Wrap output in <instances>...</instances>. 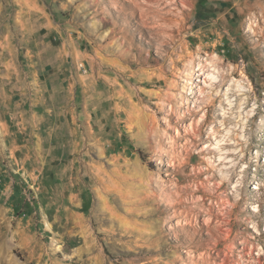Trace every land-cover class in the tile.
Instances as JSON below:
<instances>
[{"label": "rangeland", "instance_id": "obj_1", "mask_svg": "<svg viewBox=\"0 0 264 264\" xmlns=\"http://www.w3.org/2000/svg\"><path fill=\"white\" fill-rule=\"evenodd\" d=\"M77 256L264 264V0H0V264Z\"/></svg>", "mask_w": 264, "mask_h": 264}, {"label": "bare ground", "instance_id": "obj_2", "mask_svg": "<svg viewBox=\"0 0 264 264\" xmlns=\"http://www.w3.org/2000/svg\"><path fill=\"white\" fill-rule=\"evenodd\" d=\"M243 10V9H242ZM173 42V41H172ZM190 77H191V79L194 77H192V74L190 75ZM209 85V87H217V86H220L221 85V80L220 81H218V82H210V83H208ZM191 93H193L192 91H191ZM202 93V91L200 92V94ZM216 93H218V92H216ZM228 93H229V91H228V89H225V95H228ZM202 97H205L207 100V103H208V106H211V107H213L214 106V103H215V101L213 100V99H211V96L209 95V94H207L206 96H202ZM231 97H230V95L229 96H226V98H224L226 101H227V103H225V105H227V108H225L224 107V110L222 109L221 111H222V116H223V118H226V120H225V122L222 124V127H223V131H224V135H223V137L221 136V138L220 139H216L215 141V148H210V147H208L207 148V151L209 152V153H211L212 151H214V150H218V153H220V156L218 157L219 159L218 160H220V161H223V162H225V163H227L228 164V162L229 161H226L225 159H227L226 157H221L222 155L221 154H224L223 153V150H224V148H225V146H227V145H234L235 144V142H237V143H239V142H241L242 141V143L244 142L245 143V146H243V148L240 150L241 152H246V150H247V148H249V146H251L250 144V142L253 140V138L255 137V133L253 134V135H251V137H245V136H241L240 135V133H239V129H244V130H247V128H246V126H244L245 124H244V122L242 121V123L240 122V121H237V119H238V117H240L241 116V114H238V116H236V112H234V108H235V106L232 104V100L230 99ZM247 103V99H241L240 100V107L241 106H243V105H245ZM181 104H184L183 102H181ZM185 105V104H184ZM224 105V104H223ZM171 109H173V107H171ZM240 112V111H239ZM255 117V115H248L247 114V118H250L251 120L253 119ZM251 120H249V122L251 121ZM262 124V123H261ZM261 124H259V126L261 125ZM239 126V127H238ZM239 128V129H238ZM212 131H213V133L212 134H214V135H218V131H217V129H212ZM211 131V132H212ZM260 130H257L256 131V133H258ZM225 154H226V152H225ZM244 157H245V155L243 154L242 156H241V160L242 159H244ZM228 160V159H227ZM219 161V162H220ZM223 162H220L219 164H222ZM210 165L207 167L208 169H207V172H210L211 170L213 171V169H217V166H219V164H217V165H214L213 163H211V162H208ZM207 163V164H208ZM229 169H233L234 168V165H231L230 167H228ZM218 171V174L220 175V177H219V180H220V183H219V186H224V185H226V184H228L229 182H231V180L233 179V177L235 176V174H234V170H233V173L231 174H225V173H222V172H220V170H217ZM212 177H216V174H212L211 175ZM246 184V183H245ZM219 186H217V187H219ZM244 186V185H243ZM236 187V186H235ZM246 187V186H245ZM175 197V196H174ZM181 197L179 196V197H176L175 199H174V201H172L171 203V206H174L175 207V205L177 204L178 205V202L181 200L180 199ZM242 199H240V200H238L236 203H240V201H241ZM177 202V203H176ZM176 203V204H175ZM176 214H174V216H175ZM189 222V221H188ZM190 223V222H189ZM190 225V224H189ZM184 226L186 227V226H188V223L185 225L184 224ZM227 233V232H226ZM226 235V234H225ZM87 251V250H86ZM88 256V255H87ZM82 257H76V258H74V259H71V261H70V263L71 264H79L81 261H82V259H81ZM98 259H99V257H98ZM93 259L91 258V257H89L88 256V258H86V260H85V262H91ZM100 260V259H99Z\"/></svg>", "mask_w": 264, "mask_h": 264}]
</instances>
